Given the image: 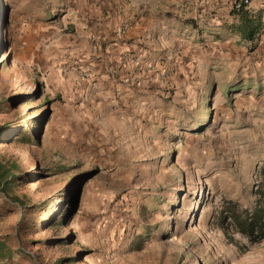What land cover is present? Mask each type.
Returning <instances> with one entry per match:
<instances>
[{
    "label": "rangeland",
    "instance_id": "rangeland-1",
    "mask_svg": "<svg viewBox=\"0 0 264 264\" xmlns=\"http://www.w3.org/2000/svg\"><path fill=\"white\" fill-rule=\"evenodd\" d=\"M114 43L99 0H0V264H264L233 219L264 182L263 50L204 40L133 83Z\"/></svg>",
    "mask_w": 264,
    "mask_h": 264
},
{
    "label": "crops",
    "instance_id": "crops-1",
    "mask_svg": "<svg viewBox=\"0 0 264 264\" xmlns=\"http://www.w3.org/2000/svg\"><path fill=\"white\" fill-rule=\"evenodd\" d=\"M237 1L99 0V42L100 45L115 42L113 46H118L122 55L123 51L129 52L133 59L131 71L129 74L126 71L124 77L133 83L138 81L136 77L141 76L139 71L143 68L148 71L145 76L149 78L148 82L163 77L169 69L165 59L169 55L175 58V67L184 61H191L193 53L197 54L191 50L192 47H199L204 40L219 45L222 42L231 49L252 45L264 52V0H250V5L243 10L263 25L261 33L252 42L245 41L238 31L244 19L242 12L234 11ZM188 29H191L190 34H186ZM105 61L101 53L97 80L101 84V79L111 81L106 70L109 64L104 65ZM96 88L99 90V87ZM136 89L144 90V87ZM98 97L99 93L92 100L95 106L99 105Z\"/></svg>",
    "mask_w": 264,
    "mask_h": 264
},
{
    "label": "trees",
    "instance_id": "trees-1",
    "mask_svg": "<svg viewBox=\"0 0 264 264\" xmlns=\"http://www.w3.org/2000/svg\"><path fill=\"white\" fill-rule=\"evenodd\" d=\"M242 12V13H241ZM242 18L244 19V24H240L238 27L239 33L242 35L245 41L252 42L254 41L263 28V25L260 21H256L251 19V17L240 11ZM185 23H190L189 21H185ZM185 25H193V24H185ZM23 141V140H18ZM11 166L4 164L0 161V190H7L11 184L13 183L14 173ZM256 203L252 209H246L239 215L233 217L235 223L239 227L238 232L242 235L252 236L254 232L260 233L262 237H264V182L261 183L258 192H256ZM60 227L61 224H58ZM10 252H3L0 258H8L10 257Z\"/></svg>",
    "mask_w": 264,
    "mask_h": 264
},
{
    "label": "built area",
    "instance_id": "built-area-1",
    "mask_svg": "<svg viewBox=\"0 0 264 264\" xmlns=\"http://www.w3.org/2000/svg\"><path fill=\"white\" fill-rule=\"evenodd\" d=\"M249 5H250V0H238L237 2L234 3V11L240 12ZM82 76L84 79H87V80H90L93 77V75L91 74L89 70H84V72L82 73Z\"/></svg>",
    "mask_w": 264,
    "mask_h": 264
}]
</instances>
